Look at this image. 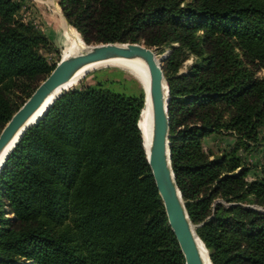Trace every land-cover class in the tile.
Instances as JSON below:
<instances>
[{
	"label": "trees",
	"instance_id": "trees-1",
	"mask_svg": "<svg viewBox=\"0 0 264 264\" xmlns=\"http://www.w3.org/2000/svg\"><path fill=\"white\" fill-rule=\"evenodd\" d=\"M55 2L87 46L168 48L169 162L188 220L210 264H264V165L248 181L237 154L264 143V0ZM19 10L0 0V132L58 62ZM71 88L0 169V264H184L136 126L138 83L117 68ZM222 133L232 147L209 159L202 141Z\"/></svg>",
	"mask_w": 264,
	"mask_h": 264
},
{
	"label": "water",
	"instance_id": "water-1",
	"mask_svg": "<svg viewBox=\"0 0 264 264\" xmlns=\"http://www.w3.org/2000/svg\"><path fill=\"white\" fill-rule=\"evenodd\" d=\"M167 54L168 51H165L161 55V59H164ZM132 59L141 60L145 64L147 71V97L149 101L151 129L148 139L145 138L146 146L141 132L139 133L145 160L163 207L167 225L176 241L184 264H203L199 247L202 248L205 259L210 264L207 253L195 234V226L188 220L170 167L167 122L168 93L165 79L160 69L161 59L158 58L155 50L146 48L142 44L107 43L85 45V49L82 52L66 59H60L50 74L37 86L30 97L11 116L1 130L0 152L28 117L42 104L44 99L57 86L66 82L75 72L82 68L100 64H104L103 66H118L127 71L128 74L134 76L141 89H143V79L135 75L130 69L116 62ZM55 100L43 111V114H45ZM26 129L28 128L22 130L19 138ZM1 167L2 165L0 169Z\"/></svg>",
	"mask_w": 264,
	"mask_h": 264
},
{
	"label": "rangeland",
	"instance_id": "rangeland-1",
	"mask_svg": "<svg viewBox=\"0 0 264 264\" xmlns=\"http://www.w3.org/2000/svg\"><path fill=\"white\" fill-rule=\"evenodd\" d=\"M19 4L20 10L17 15L18 20L22 23L32 25L35 29L40 31L46 38L48 46L45 49H41L39 53L42 57L46 59L47 62L52 63L56 62L57 60L59 61L60 59H63L64 54L74 47V38H78L82 42L78 33L65 22L55 0H19ZM82 44L85 47V44L83 42ZM172 46L175 47L176 44H173ZM153 50H155L157 56H161L163 53H165V51L168 50V48H162L160 50L162 51L161 54L158 53L159 50ZM193 59L194 58L191 55L187 56V58H185L181 62L177 71V75L185 74L188 67L193 62ZM161 61L162 60H160V65ZM118 64L125 67L122 63ZM117 68L123 71V75L125 78H129L130 74L128 75L127 71L122 68H119L118 66H101L96 67V69H92L88 73H86L78 81V83H76L77 85L73 86V88L77 89L81 86L90 85L92 83V73L94 71L106 69L111 72L112 70ZM263 75L264 73L262 70L255 72V77L257 78H262ZM130 76L135 80L134 76ZM141 90L143 92L145 103L144 83L143 89ZM259 135L260 137H262L264 133L260 132ZM233 142L234 138L231 135L225 133L218 135L215 134L209 135L204 138L202 141V147L205 152H210L212 154L209 158L212 159L213 157H218V154L228 151L232 147ZM237 154L241 161L244 163V166L248 167L249 169L246 179L248 181L252 180L259 174L257 168L260 165H264V143L261 142L260 145L249 144V148L247 150H240Z\"/></svg>",
	"mask_w": 264,
	"mask_h": 264
},
{
	"label": "bare ground",
	"instance_id": "bare-ground-1",
	"mask_svg": "<svg viewBox=\"0 0 264 264\" xmlns=\"http://www.w3.org/2000/svg\"><path fill=\"white\" fill-rule=\"evenodd\" d=\"M85 49L82 42L78 38H74V47L70 50H68L64 56L63 59H66L70 56L76 55L80 52H82ZM159 59H161V56H158ZM162 60V59H161ZM117 63H122L126 68L130 69L135 75L140 76L143 79L144 88H145V103H144V109L142 108L137 123L138 129L141 132V136L144 139V144L146 146L145 138L148 139L150 135V129H151V118H150V109H149V101L147 97V71L145 64L138 59H132V60H126V61H116ZM104 64H100L97 66L92 67H85L77 72H75L71 78H69L66 82L63 84L57 86L42 102V104L28 117V119L25 121V123L21 126V128L15 133V135L11 138V140L5 145V147L0 152V166L4 164V159L7 158L9 153L14 148L15 144L18 141L19 135L25 128H29L34 125L36 120L38 121L44 114L43 111L52 103L53 100H55L59 95L64 92L66 89L76 85V83L90 70L95 69L96 67L103 66ZM199 253L201 255V259L203 261V264H208L205 259V254L202 251V248L199 247Z\"/></svg>",
	"mask_w": 264,
	"mask_h": 264
}]
</instances>
